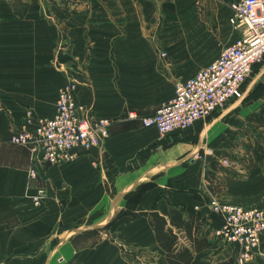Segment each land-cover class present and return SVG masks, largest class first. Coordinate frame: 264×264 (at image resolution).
<instances>
[{"label": "crops", "instance_id": "crops-1", "mask_svg": "<svg viewBox=\"0 0 264 264\" xmlns=\"http://www.w3.org/2000/svg\"><path fill=\"white\" fill-rule=\"evenodd\" d=\"M235 1L87 0L68 15L48 0H0V264H168L148 217L134 214L154 206L176 231L188 205L210 242L189 264H235L236 245L214 235L220 219L207 201L264 207V131L249 121L264 109V62L260 94L248 85L191 128L162 136L128 117L152 113L240 36L229 20ZM66 81L92 116L111 120L108 137L61 164L21 146L3 153L14 131L54 112ZM235 151L247 159L235 161ZM37 187L45 190L34 205ZM255 252L246 264H264V233Z\"/></svg>", "mask_w": 264, "mask_h": 264}, {"label": "built area", "instance_id": "built-area-1", "mask_svg": "<svg viewBox=\"0 0 264 264\" xmlns=\"http://www.w3.org/2000/svg\"><path fill=\"white\" fill-rule=\"evenodd\" d=\"M229 18L240 36L223 46L218 56L193 75L175 85L174 95L161 102L150 114L130 111L128 117L139 120L144 127H154L165 136L175 130L191 128L206 120L230 100L239 98L242 84L254 65L264 58V0H238L230 4ZM76 82L66 81L58 90L55 109L51 115L35 117L32 128L13 132L8 141L29 150L32 159L46 164H61L75 159L109 135L111 120L92 116L90 109L76 101ZM203 153L210 154V149ZM194 157H201L198 152ZM29 179L38 178L35 167L27 169ZM44 188L37 187L31 197L39 205ZM207 204L220 219L214 235L236 245L235 264L251 261L264 233V207H245L215 194Z\"/></svg>", "mask_w": 264, "mask_h": 264}, {"label": "trees", "instance_id": "trees-1", "mask_svg": "<svg viewBox=\"0 0 264 264\" xmlns=\"http://www.w3.org/2000/svg\"><path fill=\"white\" fill-rule=\"evenodd\" d=\"M51 4L57 5L64 13L70 15L77 13L78 5L86 3L87 0H48ZM85 10V9H84ZM249 121L255 127L261 128L264 131V109L255 112L250 115ZM260 146V145H258ZM219 163V164H218ZM218 166L225 169L224 165L218 161ZM216 162L212 164L215 167ZM214 169V168H212ZM210 177V171L207 172L205 178L208 180ZM187 211V219H179L173 223L176 228L174 231L168 226L167 220L155 210V207L147 212H140L134 214L146 215L149 219V223L154 230L155 237L158 244L165 251V257L168 264H189L193 258L194 251H199L210 245V242L205 237H199V232L204 224V220L200 213L193 208V206H185ZM184 240V242L181 241ZM190 243L193 244L194 249L190 248ZM218 264H233L232 260H226L219 262Z\"/></svg>", "mask_w": 264, "mask_h": 264}, {"label": "rangeland", "instance_id": "rangeland-1", "mask_svg": "<svg viewBox=\"0 0 264 264\" xmlns=\"http://www.w3.org/2000/svg\"><path fill=\"white\" fill-rule=\"evenodd\" d=\"M15 1H17V0H15ZM18 1H20V0H18ZM93 2H96V0H92ZM155 18H154V21H155V26L156 27H158L159 26V28L161 29L162 28V26H161V21H162V16L159 14V12H157L156 14H155V16H154ZM221 30H225V28H219V31H221ZM222 33L221 32H219V36L221 35ZM222 45V42H218V48L220 47ZM264 59V58H263ZM263 59L260 61V62H258L256 65H254V67H253V70H252V72H251V74H250V76L245 80V82L242 84V87H241V89L243 90L246 86H248V85H250L251 87L253 86V90L251 91V93H250V96L251 97H254V96H256V95H258V94H260V92L263 90V83L259 80V77H258V71H259V69L262 67V65H263ZM241 90V91H242ZM241 95H242V93H241ZM88 108V107H87ZM90 112H91V110H90ZM134 120H136V121H134L135 123H136V125H140L139 124V120H137V119H134ZM263 142H264V139H263ZM10 143V142H9ZM256 144V143H255ZM240 146L241 145V142H240V144H237V146ZM18 146H21V147H24V146H22V145H16V144H12V143H10V144H8V145H5L4 146V149H2L3 150V153H9V157L11 158L13 155H18L19 153H20V148L18 147ZM19 149V150H18ZM236 152H238V151H235V153H232L233 154V156L236 158L235 159V161H242L243 159H247L246 158V156L244 157L242 154L243 153H236ZM1 153H2V151H0V159H2L3 157H1ZM236 154H238V155H236ZM224 166H229V165H231L232 163H231V161L230 160H228L227 158H223L221 161H220ZM233 164H237L236 162L235 163H233Z\"/></svg>", "mask_w": 264, "mask_h": 264}]
</instances>
